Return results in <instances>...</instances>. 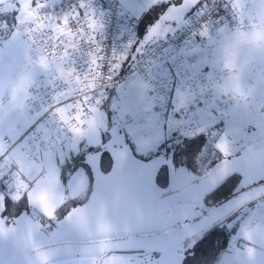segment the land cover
Here are the masks:
<instances>
[{
    "label": "snow or ice",
    "instance_id": "snow-or-ice-1",
    "mask_svg": "<svg viewBox=\"0 0 264 264\" xmlns=\"http://www.w3.org/2000/svg\"><path fill=\"white\" fill-rule=\"evenodd\" d=\"M56 3L24 0L11 23L0 18V78L14 76L25 64V51L33 61H56L44 73L31 71L11 105L0 99V230L12 205L19 213L12 220L17 235L0 241V264H30L20 250L25 232H35L52 250L54 264H206L242 224L264 222V172L240 166L250 147L264 152V68L250 78L254 95L246 98L244 110L213 88L219 79L213 60L219 36L264 21V0H121L125 15L159 12L137 53L181 28L193 36L177 59L184 71L173 73L176 103L163 122L151 104L136 103L143 92L130 95L133 106L110 118L107 84L91 85V95L69 88L70 81L57 84L62 67L71 65L76 74L77 53L90 57L88 75L96 79L105 71V58L99 55L104 25L93 0H75L61 13L54 11ZM28 13L39 21L25 28ZM133 43L113 50L108 81L133 55ZM208 66L212 72L206 78ZM187 76L191 79L182 80ZM44 94L51 95V103ZM125 173L133 181L136 220L130 223L121 214L102 239L91 233L85 239L76 230L84 206L71 192L73 181L80 177L90 190L103 193L106 181ZM231 252L229 244L221 255Z\"/></svg>",
    "mask_w": 264,
    "mask_h": 264
},
{
    "label": "rangeland",
    "instance_id": "rangeland-1",
    "mask_svg": "<svg viewBox=\"0 0 264 264\" xmlns=\"http://www.w3.org/2000/svg\"><path fill=\"white\" fill-rule=\"evenodd\" d=\"M24 0H14L4 6H0V18L6 19L9 23L12 22V13L15 15L17 11V5L23 4ZM32 14L28 13L25 16V25L31 21ZM261 31L257 34H250L252 31ZM177 31V30H176ZM175 32V31H173ZM231 34H222L218 38V43L216 45L215 54L219 56V59H216V65H225L230 67L233 70V74L231 77L227 78L225 81H230L229 84L225 83L219 88L221 93H226V95H234L239 93L237 97V101L246 99L254 95L250 87V78L251 76L261 68H264V49L258 48L255 40L260 33H264V21H260L256 23L253 27L246 29H238L236 31L232 30ZM172 33V32H169ZM164 36L157 37L156 40L147 42V46L155 43L159 39ZM145 36L142 38L141 42H144ZM226 39V41H222ZM146 46V47H147ZM145 47V48H146ZM11 54H15V49H11ZM29 54L25 51V64L23 66H17L15 68L14 76L9 78L7 76L0 78V99L3 100L6 106L11 105L14 100L19 99L22 94V90H24V85L27 83L29 74L34 69V64L28 62ZM136 92H143L142 96H139L136 103L146 105L151 104L155 108V104L151 95V92L143 80L140 74H132L127 78H124L117 86L116 92L113 97V103L109 105V107H105L106 110L109 111L110 118H119L121 111L123 108L128 109L132 107V97L130 95L135 94ZM147 92L150 93L147 95ZM236 101V100H235ZM246 105H242L239 107L241 110L246 109ZM157 111V110H156ZM158 114V113H157ZM159 115V114H158ZM163 122V120L161 119ZM264 152L260 151L257 148L250 147L243 159L240 161L241 169L248 173H256V172H264V155H261ZM261 155V156H260ZM36 170L39 168L35 167ZM123 175V174H121ZM119 175L118 177H120ZM111 181H106L104 183L105 188H109L111 184L118 178ZM92 191V190H91ZM71 192L76 197H81L82 195H88L90 193V189L83 183L82 178L77 177L75 181L72 183ZM84 192V194H82ZM196 193H193L195 195ZM202 195V194H201ZM97 197V200L95 199ZM102 197V199H101ZM100 199L104 200V192L92 191L90 194L89 204L84 206L85 208H90L91 211L98 212V202ZM43 223L46 225L48 221L43 219ZM105 223L101 221H92L87 225L83 226L81 224L76 225V230L82 234L85 239H88V233L92 234V238L94 239H102L106 230H108L111 226L109 222V227L104 226ZM251 225L256 226L255 221L246 222L244 226L235 237L233 243L237 239H241L244 237L247 229L251 227ZM263 228H259L264 238V222L261 223ZM255 228V227H254ZM15 225L12 223V220L7 219V222L3 224L2 230H0V241H4L7 243L10 238H13L17 235L14 231ZM250 228L249 230H252ZM250 236L249 232L246 236L248 238ZM233 246V244L231 245ZM45 247L43 242L40 240L39 236L32 232L28 234L25 232L20 236V250L23 255L30 253L36 249ZM229 260V256L225 257L222 261L226 264H229L227 261ZM47 264H54L53 262Z\"/></svg>",
    "mask_w": 264,
    "mask_h": 264
},
{
    "label": "built area",
    "instance_id": "built-area-1",
    "mask_svg": "<svg viewBox=\"0 0 264 264\" xmlns=\"http://www.w3.org/2000/svg\"><path fill=\"white\" fill-rule=\"evenodd\" d=\"M75 3V0H57L54 7L56 13H61L69 9V7ZM93 6L97 11L98 18L102 21L103 27V37L101 39V46L104 51L99 53L103 56L105 60L104 72L101 74L100 79H96L88 75V69L90 67V57L77 53L74 57L76 74L74 75V70L71 65L62 67L59 72H57V84L63 85L65 81H70L68 84L69 88H83V91L91 95V85H95L96 88H102L104 84L106 85L105 91V107L113 103V95L118 86V84L124 79L119 78L118 74L120 68L117 69L111 81L107 80L108 69L107 62L111 60L113 50L123 51L124 46L127 45L128 41L131 39L135 41L136 36V18L131 15H125L121 10V0H93ZM52 11V9H50ZM31 21H36L38 23L39 17L31 18ZM27 27V25H26ZM25 27V28H26ZM240 29L238 26L234 27L232 30ZM246 29V28H244ZM63 35L71 38V33L64 29H61ZM193 41V36L188 33L186 28H181L175 32L168 33L167 36L162 37L155 43L149 45L135 61L132 74H140L147 84L157 113L164 121L165 114H171L173 111V104H175L176 88L178 83H174L176 79L173 73H182L184 68L182 65H178L177 59L181 53H184L187 46ZM29 63L34 64V69L44 73L55 63L56 61L50 58L45 61V59H40L33 61L31 56L28 58ZM172 68V72L169 68ZM95 71H99L95 69ZM189 71L193 74H199L193 69ZM212 72V68L208 67V72L205 73L207 78L208 73ZM215 72L219 77L218 80L214 82L213 88L216 93H221L217 89L222 85V83L229 77L232 76L233 70L225 65L215 66ZM126 76L125 78L129 77ZM191 79V76L183 77L182 80ZM182 80L180 82H182ZM62 91H67V89L61 88ZM51 92V89H48ZM73 95L77 98H81V93L73 91ZM227 98L233 104L234 98L231 95H227ZM44 99L46 103H51V95L44 94ZM54 103V101H52ZM76 127H80V122H77ZM86 131V126L82 129V132ZM196 163H198V158ZM35 167L40 168L41 165H36ZM245 247L246 244H243Z\"/></svg>",
    "mask_w": 264,
    "mask_h": 264
},
{
    "label": "water",
    "instance_id": "water-1",
    "mask_svg": "<svg viewBox=\"0 0 264 264\" xmlns=\"http://www.w3.org/2000/svg\"><path fill=\"white\" fill-rule=\"evenodd\" d=\"M10 0H0V3H5ZM145 48H143L144 50ZM261 155H264V153ZM260 155V156H261ZM97 200V197H95ZM102 199V197H101ZM97 203L98 212L91 211L90 208H85L83 211V226L89 222L101 221L104 226L109 227V222L124 214L126 219L131 223L134 222L138 215V209L135 202V194L132 178L128 174H123L118 177L109 188H105L104 200ZM90 200V198H89ZM89 200L83 205L87 207ZM20 243V240H19ZM30 264H47L54 261V253L49 247H42L24 255Z\"/></svg>",
    "mask_w": 264,
    "mask_h": 264
},
{
    "label": "crops",
    "instance_id": "crops-1",
    "mask_svg": "<svg viewBox=\"0 0 264 264\" xmlns=\"http://www.w3.org/2000/svg\"><path fill=\"white\" fill-rule=\"evenodd\" d=\"M140 16L134 17V18H140ZM234 31H236V30H234ZM258 32H261V31H259V30L255 31L254 30L252 32H249V35L250 34H257ZM231 33H233V32L231 31ZM231 33H229V34H231ZM225 34H228V33H225ZM222 41H226V39H224ZM216 59L218 60L219 56H217L215 54L213 57L214 64H215V66H220V65H216V63H215ZM208 67H211V66H208ZM224 83H222V85ZM226 83L229 84L230 81L228 80ZM219 88L217 89L218 91H219ZM115 92H116V90H115ZM115 92H114V94H115ZM238 94L239 93L231 95L234 98L232 105L238 106V107H241L242 105H246L247 99H242V100L237 101V97L239 96ZM113 97H114V95H113ZM174 101L176 103V99H174ZM189 134H191V133H189ZM82 194H84V192ZM261 223H259V224L256 223V226L251 225L250 228H253V229L252 230H249L250 228L247 229V231L245 232L244 237L241 239V241H240V239H237V242L235 241L233 243L232 252L229 255V260L227 261L229 264H264V238H263V236H260L262 234L259 231V228H263L261 226ZM248 232H249L250 236L248 238H246ZM243 244H246V246L244 247ZM223 264H226V263L223 262Z\"/></svg>",
    "mask_w": 264,
    "mask_h": 264
},
{
    "label": "trees",
    "instance_id": "trees-1",
    "mask_svg": "<svg viewBox=\"0 0 264 264\" xmlns=\"http://www.w3.org/2000/svg\"><path fill=\"white\" fill-rule=\"evenodd\" d=\"M149 15L152 16V19L146 21L145 17H147ZM158 15H159V12H154V13L145 12L140 16V18H136V20H137L136 36H135V41H134L133 46H132L133 55H129V58L122 63V65L120 67L119 74H118L119 78H125L126 76H128L132 73L134 65H135V61L140 55V53H137L136 50H137V48H139L140 43L142 41V38L145 36V34L148 31V24L154 23L155 20L158 18ZM144 50L142 49V52ZM133 56H135V58H133ZM107 107H109V106H107ZM196 161H197V158H194V160H193L194 164L196 163ZM91 193H92V191L90 190V193L88 195H82L81 197H77L79 202L84 205L89 200ZM70 206L71 205H67L65 210H67V207H70ZM19 207L23 208L24 204L22 203ZM17 208H18V206L12 205L11 209L4 214L6 216V218L9 220H13L15 217H17L19 215ZM57 215L61 216V215H63V213H57ZM243 226H244V224H242L240 226V228L237 230V232L235 233V237L238 235V233L240 232V230L242 229ZM233 241H234V239L229 237V240L224 242V247L221 248L219 252H216L214 255H212L207 260L206 264H221L225 258L224 256L221 255V253H223L226 249H228L229 244L232 245Z\"/></svg>",
    "mask_w": 264,
    "mask_h": 264
},
{
    "label": "clouds",
    "instance_id": "clouds-1",
    "mask_svg": "<svg viewBox=\"0 0 264 264\" xmlns=\"http://www.w3.org/2000/svg\"><path fill=\"white\" fill-rule=\"evenodd\" d=\"M255 43L258 48L264 49V33L258 34Z\"/></svg>",
    "mask_w": 264,
    "mask_h": 264
},
{
    "label": "flooded vegetation",
    "instance_id": "flooded-vegetation-1",
    "mask_svg": "<svg viewBox=\"0 0 264 264\" xmlns=\"http://www.w3.org/2000/svg\"><path fill=\"white\" fill-rule=\"evenodd\" d=\"M12 1H14V0H10V1H7V2H5V3H0V6H4V5H6V4H8V3L12 2ZM11 15H13V16H14V14H13V13H12Z\"/></svg>",
    "mask_w": 264,
    "mask_h": 264
},
{
    "label": "bare ground",
    "instance_id": "bare-ground-1",
    "mask_svg": "<svg viewBox=\"0 0 264 264\" xmlns=\"http://www.w3.org/2000/svg\"><path fill=\"white\" fill-rule=\"evenodd\" d=\"M136 23H137V21H136Z\"/></svg>",
    "mask_w": 264,
    "mask_h": 264
}]
</instances>
